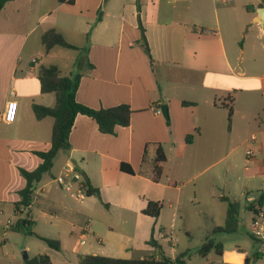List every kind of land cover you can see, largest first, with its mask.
Here are the masks:
<instances>
[{"label": "crops", "instance_id": "crops-1", "mask_svg": "<svg viewBox=\"0 0 264 264\" xmlns=\"http://www.w3.org/2000/svg\"><path fill=\"white\" fill-rule=\"evenodd\" d=\"M193 6L203 10L191 0H55L49 6L45 0H11L0 10V219L15 225L25 218L32 232L60 246L55 251L41 241L43 246L32 257L46 255L51 264H79L84 255L158 258L149 240L153 232L164 254L158 242L162 228L157 231L151 221L160 226L162 208L156 219L143 215L148 201L164 204L172 191L174 204L168 201V206L177 212L182 188L197 178L201 181L195 195L206 192L212 200L234 199L239 193L250 204L264 193V44L258 41L264 35V19L260 23L252 11L247 24L230 21V31L243 37L236 46L224 40L217 18L206 23V29L196 28L190 16ZM138 24L150 59L137 43ZM250 24L263 26L254 39L247 37ZM51 28L78 48L74 57H66L60 47L44 50L41 35ZM246 54L252 57L247 66ZM49 65L63 75H80L78 103L91 109L127 104L132 114L129 125L116 127L114 135L101 134L92 119L77 115L69 151L57 153L19 218L13 213L25 181L18 169L33 171L41 163L34 152L50 148L53 119L37 120L31 109L32 104L54 105V94L40 93L36 76L39 67ZM11 100L16 102L15 119L5 124L1 113ZM162 104L168 123L157 112ZM228 104L233 114L225 129L222 105ZM159 145L166 160L154 181ZM237 150L234 161L239 159L243 168L239 176L223 164ZM247 150L253 152L249 158ZM67 163L80 177L86 175L98 196H85L79 189L81 178L69 192L54 182ZM121 163L132 174L122 172ZM229 171L234 173L225 178ZM78 192L83 193L80 198ZM12 233L0 248V264H24L30 258L8 252L6 238Z\"/></svg>", "mask_w": 264, "mask_h": 264}, {"label": "rangeland", "instance_id": "rangeland-1", "mask_svg": "<svg viewBox=\"0 0 264 264\" xmlns=\"http://www.w3.org/2000/svg\"><path fill=\"white\" fill-rule=\"evenodd\" d=\"M46 5H54L55 0H45ZM193 4H202L203 10L198 11L191 8L190 16L192 24L196 28H208L205 25L208 22L213 24L215 19H218L221 34L226 42L235 44L236 46L242 42L243 37L235 35L230 31V21L237 19L242 24L249 23L252 11L258 15V6L264 9V0H191ZM216 12H214V6ZM231 7L234 9L232 10ZM204 24V25H203ZM263 26L258 24H250L248 27L247 37L254 39L260 33ZM260 43L264 44V35L261 36ZM63 51L66 57H74L73 50L58 48ZM261 51L260 53H263ZM252 62V57L248 58L245 55L246 66ZM223 125L226 129L228 123L223 118ZM236 152L229 154L225 157L224 166H230L236 174L241 175L243 168L237 162ZM172 162L174 165L175 155L171 154ZM210 173V172H208ZM229 178L233 171L228 172ZM48 177V176H47ZM183 179H179V182ZM201 178L191 180L189 184L184 186L181 190L179 208L175 211V206H168V201L174 199L175 193L168 191L164 204L162 203L160 226L159 222L154 220L152 225L158 231L162 228L161 235L158 237V242L162 246L164 256L169 259H174L179 255H183L182 260L185 264H243V258L248 259V264H264V240L255 241L250 236V219L251 213L246 210L247 202L239 193L234 199L239 200L240 208L238 215V225L236 232L232 234L216 233L211 234L213 227H221L224 223L226 203L221 200H212L207 196L206 192H199L195 195L196 189L199 186ZM174 204L173 202H171ZM264 213V205L262 207ZM264 226V221H263ZM157 236V232L155 234ZM172 238L174 243L168 242V238ZM211 240L214 245L221 244L222 256L216 255L215 249L212 248L209 252H202V245ZM43 246L42 242L33 236H27L22 232H14L6 238V247L9 249L10 254L23 258V253L30 258L36 254L37 250ZM94 246L96 250L97 246ZM27 247L28 249H25Z\"/></svg>", "mask_w": 264, "mask_h": 264}, {"label": "trees", "instance_id": "trees-1", "mask_svg": "<svg viewBox=\"0 0 264 264\" xmlns=\"http://www.w3.org/2000/svg\"><path fill=\"white\" fill-rule=\"evenodd\" d=\"M8 1L11 0H0V10ZM57 1L58 3L67 2L68 4H73V0ZM138 28L140 31V39L137 43L149 57V48L145 38L144 29L141 24H138ZM40 40L45 51H48L53 47L78 50L77 47L68 43L62 34L53 28L46 30L41 35ZM86 64L89 69H92L91 64ZM150 64H152L151 60ZM36 76L40 93H53L55 98L54 105L52 107H45L36 104L31 105L35 119L40 120L44 117H50L53 119L50 134V148L45 152H34V154L41 160V163L33 171H26L21 168L18 169L20 176L25 181V185L17 193L19 200L15 204L16 207L28 206L30 204L31 195L35 185L41 180L44 174L49 173L57 153L59 151H69V134L73 126L74 118L77 115L86 116L92 119L96 123L97 129L101 134L114 135L116 127H126L129 125L132 114V110L127 104H119L109 108L91 109L78 103L75 99V92L78 87L80 75H63L57 66L49 65L39 67ZM187 104L189 105L191 103L182 102L183 106H186ZM222 106L226 110L227 123L229 126L233 114L232 107L229 104ZM166 123H168V120H166ZM190 139L191 136H187L185 138V142L189 143ZM165 160V154L159 145L155 151L153 159L152 171L154 181L159 180ZM119 167L122 172L132 174V170L127 164L121 163ZM81 184L85 196H98V190L90 184V181L85 174L81 177ZM220 200L226 203L224 223L221 227H213L211 234H232L236 232L237 229L240 204L237 200L226 197H221ZM263 201L264 193H259L252 203L246 205V210L253 216L255 213L262 210L261 207ZM161 208L162 205L159 201H148L146 207L141 212L143 215L156 219L159 216ZM31 226L32 223H30L27 219L22 218L21 220H18L15 225H13L12 230L14 232H22L27 236L36 237L52 250L58 251L60 249L59 242L57 240L39 237L32 232ZM153 237L152 232L149 245L157 250L158 258L146 257L141 259H122L100 255H84L79 257V264H185L182 260L183 255H179L174 259L166 258ZM212 248L215 249L216 255L221 257V244L214 245L211 240L206 241L202 245V252L207 253ZM24 264H51V262L46 255L41 254L31 258H26L24 260ZM243 264H248L247 258L244 259Z\"/></svg>", "mask_w": 264, "mask_h": 264}, {"label": "built area", "instance_id": "built-area-1", "mask_svg": "<svg viewBox=\"0 0 264 264\" xmlns=\"http://www.w3.org/2000/svg\"><path fill=\"white\" fill-rule=\"evenodd\" d=\"M34 62V60H32ZM159 113V110L157 111ZM16 114V102L11 100L8 101L5 105L4 110L1 113V121L5 124H11L15 119ZM253 152L251 150H247L245 153L246 158L251 157ZM80 175L78 171L75 169V167L72 164H65L61 171L58 173V175L54 178V182L64 191H71V188L73 184L80 179ZM80 190H82V184L80 182ZM79 195H76L77 198H80L83 193L78 192ZM29 208L28 206H18L14 208V215L19 217L22 216L24 212H26ZM1 215V212H0ZM1 217V216H0ZM264 213L262 210L258 211L252 216V219L250 221V235L258 240L263 241L264 240ZM13 223L10 219H6L5 221H1L0 219V248L4 243V238L8 232L12 230ZM168 242H173L174 240L170 237L168 238ZM172 243V244H173Z\"/></svg>", "mask_w": 264, "mask_h": 264}, {"label": "water", "instance_id": "water-1", "mask_svg": "<svg viewBox=\"0 0 264 264\" xmlns=\"http://www.w3.org/2000/svg\"><path fill=\"white\" fill-rule=\"evenodd\" d=\"M258 10H259V12H258V21L260 23H262L263 22V19H264V9L263 8H260ZM159 111H160L161 115L163 116V118L165 120H168L167 107H166L165 104H162L160 106ZM23 258H26V254L25 253H23Z\"/></svg>", "mask_w": 264, "mask_h": 264}]
</instances>
